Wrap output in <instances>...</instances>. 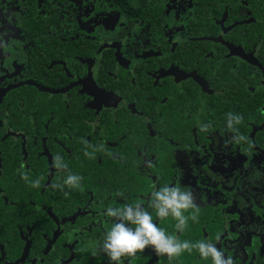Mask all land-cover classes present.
<instances>
[{
  "label": "flooded vegetation",
  "instance_id": "1",
  "mask_svg": "<svg viewBox=\"0 0 264 264\" xmlns=\"http://www.w3.org/2000/svg\"><path fill=\"white\" fill-rule=\"evenodd\" d=\"M164 184L198 211L156 226L264 264V0H0V264H109L103 210Z\"/></svg>",
  "mask_w": 264,
  "mask_h": 264
},
{
  "label": "clouds",
  "instance_id": "2",
  "mask_svg": "<svg viewBox=\"0 0 264 264\" xmlns=\"http://www.w3.org/2000/svg\"><path fill=\"white\" fill-rule=\"evenodd\" d=\"M240 120L239 114L227 113L225 126L235 131ZM206 127L201 125L202 129ZM231 140L241 142L245 137L237 133L231 136ZM85 155L88 153L85 152ZM54 165L57 170L66 167L59 155L54 158ZM80 179L78 174H67L62 183L69 187H77ZM32 184L36 187L39 181L33 180ZM57 186L52 185L53 188ZM148 209L154 210L156 217H171L175 221L174 227L177 230L186 228L189 220L195 221L198 211L195 209L191 191L167 184L152 186L146 204L128 200L119 207L105 208L103 216L115 222H110L103 230L97 247L107 257L109 264H122L123 257L131 256L145 247H151L155 253L167 256L169 261L182 251L195 250L200 258L210 260V264H233L232 259L210 241L201 239L189 242L166 233L163 228L153 223L152 214ZM190 209L192 211H189Z\"/></svg>",
  "mask_w": 264,
  "mask_h": 264
}]
</instances>
